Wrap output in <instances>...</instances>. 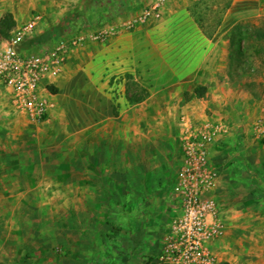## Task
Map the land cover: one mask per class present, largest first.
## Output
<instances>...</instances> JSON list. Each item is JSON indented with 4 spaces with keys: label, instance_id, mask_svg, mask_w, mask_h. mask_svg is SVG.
<instances>
[{
    "label": "rangeland",
    "instance_id": "1",
    "mask_svg": "<svg viewBox=\"0 0 264 264\" xmlns=\"http://www.w3.org/2000/svg\"><path fill=\"white\" fill-rule=\"evenodd\" d=\"M118 2L89 0L62 15L55 13V5L41 10L47 26L22 46L23 52L126 18L148 0H126L129 6L125 3L122 13H114ZM221 2L190 0L187 11L194 20L189 10H195L213 29L222 15ZM58 8L59 13L63 5ZM260 12L258 4L247 9V0H232L221 18L228 14L226 43L205 61L186 44L180 25L162 20L164 12L160 20L111 45L89 41L69 54L55 87L58 112L39 122L11 113L0 88V240H23L28 264H153L176 205L180 118L183 114L198 122L213 115L206 94L210 85H164L165 69L220 64L219 87L239 104L233 116L236 131L211 153L216 179L209 195L224 224L216 251L219 264H264V137L252 129L264 117ZM99 15L108 17L99 20ZM196 87H205L202 97L193 95ZM140 88L145 97L135 102L143 96ZM203 100L205 106L199 104ZM189 108H201L202 116ZM94 109L106 111L96 150L86 131L95 120ZM92 157L105 164L102 173L99 165L94 173Z\"/></svg>",
    "mask_w": 264,
    "mask_h": 264
},
{
    "label": "built area",
    "instance_id": "2",
    "mask_svg": "<svg viewBox=\"0 0 264 264\" xmlns=\"http://www.w3.org/2000/svg\"><path fill=\"white\" fill-rule=\"evenodd\" d=\"M169 0H148L138 12L96 30L81 31L37 53H23L20 45L36 31L42 16L33 15L14 27L7 38L0 37V84L10 92L12 107L39 122L47 118L54 102L46 80L59 76L67 54L89 41L108 38L161 19ZM182 161L176 175L175 214L171 218L153 264H219L216 245L224 235L217 202L210 197L216 172L211 150L228 127L212 118L189 121L180 118ZM253 133L264 137V117L253 123Z\"/></svg>",
    "mask_w": 264,
    "mask_h": 264
},
{
    "label": "crops",
    "instance_id": "3",
    "mask_svg": "<svg viewBox=\"0 0 264 264\" xmlns=\"http://www.w3.org/2000/svg\"><path fill=\"white\" fill-rule=\"evenodd\" d=\"M88 1L89 0H0V18L6 13L11 14L13 20L15 21L14 27H16V26H19L27 22L33 15L39 14L42 16V20L39 23L33 35L30 36L25 42H23L20 45V51L23 52L22 46L34 35L42 33L45 27L47 26L48 20L46 16L44 17L41 10H45L46 12H48L50 7L55 5V13L62 15L65 12H69V11L75 12L83 8V6L88 3ZM91 1L95 3L96 0H90V2ZM189 2L190 0H169L164 10V15L162 17V20L165 21L166 23H171V24L174 23L176 25L177 24L180 25L178 29L181 33V36L185 39L186 44L189 45L190 48H193L194 52H196L197 54H201L202 60L205 61L206 56L209 55L214 48L216 49L218 46L220 47L222 44L226 43V40H224V34H225L224 29L229 25V19L227 18L228 14L225 15L217 31H215L212 38L209 39L205 37L201 29L197 26L194 20L190 17L187 11ZM125 3H127L126 0H119V2L116 3L114 6L115 7L114 13L123 11L126 7ZM129 4L130 3H127L128 6ZM257 4L259 5V10L261 11L260 14L264 15V0H247V9H248V6L257 5ZM59 5H63V8L58 13L57 10L59 9L58 8ZM31 8L35 10L32 14H29L28 11ZM249 10H252V8H250ZM91 11L92 9L90 10V12ZM84 20L88 21L87 16L84 17ZM111 21L113 20L111 19ZM138 30H141V28H137L132 31L123 32V33L114 35L108 38L107 41L100 43V44L106 45L107 43L111 42L109 44L111 45L114 41L117 40V38L123 35H127L131 32L138 31ZM73 34H75V32L63 38L62 40L70 38ZM87 43H85V45ZM85 45L81 47H84ZM49 47L43 48L42 50L47 49ZM81 47H78V49H80ZM74 49H77V48H74ZM74 49L70 50L67 54L64 70L67 65L69 54ZM42 50L32 52V53H37ZM166 68L167 69H165L164 76H163L164 85L174 87L177 85L184 86V84H187L188 82H195V84H198V85H210L211 86V88L207 89V93H206L207 95L209 94L208 102L211 103V107H212L211 112L213 113V115L211 116V118L213 117L212 119L214 121L216 120L220 121L228 127V131L225 134H220L217 137V141L214 144L213 149L211 150V153L212 151L214 152L215 149L218 148L217 147L218 144L224 138H227L230 132H235L237 128V124L233 118L234 108H236L235 104L236 105L239 104L237 103V98L223 91L219 87L220 80L218 79L217 74L219 75L221 73L223 74V69H222L223 67L221 68L220 64H181L180 67L177 69L179 70V72H177V70L174 71L173 68H171L170 66ZM64 70L59 76L54 77V78H49L46 80V83H48L47 89H48V86L52 85L55 88L59 83H61L60 77L64 73ZM0 88H2L3 91L5 92V95L3 98L5 100V104L7 105V107H9V111L11 113H14V114L17 113L23 117L24 116L27 117L25 114L19 111H16L12 107L11 102H10V92L5 87H3L1 84H0ZM49 93L51 94V99L54 102V107L51 109L50 114H49V116H52L58 112L57 103H56L57 101L55 100L57 98L58 92L56 91L55 94H52L49 91ZM98 94H100L101 98H104L106 100L105 91L99 89ZM205 101L207 102V100ZM205 101L204 100L200 101L199 104H202L203 106H205L203 104V102ZM232 103H234V105H232ZM188 111L189 113H192V114L196 113V115L200 117L202 116L201 108L198 109V111L195 109L193 110V108H189ZM91 116L95 117L94 118L95 120L93 121V123L92 121L90 122L89 127L88 126L86 127V131L91 134V138H90L91 148H93V150H96L97 149V140H96L97 134H100L99 137H101V135L104 133V130H105L106 111L102 109L100 110L94 109V110H91ZM92 133H93V136H92ZM99 143H100V146H103L105 141L100 140ZM99 163L100 164H98L97 160L94 157L93 162H92L94 173H96V170L98 169V165L102 173L103 167L105 164H103V162H99ZM93 169H90V170L93 171ZM175 208H176V205H175ZM174 214H175V209H174ZM22 245H24V241L19 238L14 239V238H9V237H4L3 239H1L0 240V264H28L27 258L23 252L24 250H22Z\"/></svg>",
    "mask_w": 264,
    "mask_h": 264
},
{
    "label": "trees",
    "instance_id": "4",
    "mask_svg": "<svg viewBox=\"0 0 264 264\" xmlns=\"http://www.w3.org/2000/svg\"><path fill=\"white\" fill-rule=\"evenodd\" d=\"M232 0H222L221 4L219 3V5H222V15L221 17L217 20L216 22V26L215 28L213 29H210V26L207 24V22L202 18H199L198 15H195V10H193L192 8L189 10L190 13H191V16L194 18V20L197 22V25L198 27L201 29L202 33L205 35V37L207 38H212L213 34L215 33L216 31V28L219 27L220 23H221V18L222 16L224 15V13L226 12V10L229 8L230 4H231ZM196 4H198L197 2L194 4L196 6ZM196 8V7H194ZM103 17H108L107 15L106 16H103ZM99 20H103V19H106V18H102L101 15L98 16ZM15 25V21L13 20L11 14L9 13H6L4 14L1 18H0V37L1 38H7L10 34V31L12 30V28L14 27ZM80 29V28H78ZM48 89L49 91L52 93V94H55L56 93V89L52 86H48ZM140 92L143 93V96H141L140 98L136 99V100H133L135 102H139L141 101L142 99H144V95H145V89L143 88H140ZM204 92H205V87H196L194 90H193V95L195 97H202L204 95Z\"/></svg>",
    "mask_w": 264,
    "mask_h": 264
}]
</instances>
